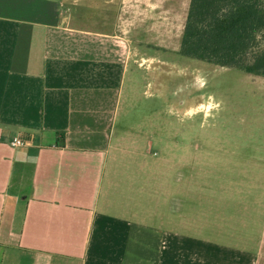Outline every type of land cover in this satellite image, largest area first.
Wrapping results in <instances>:
<instances>
[{
	"label": "crops",
	"instance_id": "1",
	"mask_svg": "<svg viewBox=\"0 0 264 264\" xmlns=\"http://www.w3.org/2000/svg\"><path fill=\"white\" fill-rule=\"evenodd\" d=\"M64 1L0 0V264H264V158L152 159L163 115L132 113L189 0Z\"/></svg>",
	"mask_w": 264,
	"mask_h": 264
},
{
	"label": "rangeland",
	"instance_id": "2",
	"mask_svg": "<svg viewBox=\"0 0 264 264\" xmlns=\"http://www.w3.org/2000/svg\"><path fill=\"white\" fill-rule=\"evenodd\" d=\"M75 2L64 1L73 10L83 8L89 0ZM258 41L257 50L264 51V35ZM162 55L164 63L152 71L143 70L138 93L133 98L130 96L132 113L143 105V116L153 117L155 110L163 115L164 121L157 133L159 139L150 138L153 141L150 157L166 155L163 147L196 142L198 146L242 148L249 152L248 156L253 151L258 152L254 155L264 158V77L179 54ZM195 104L196 108H192ZM174 131L182 135L179 143L178 138L176 142L167 136Z\"/></svg>",
	"mask_w": 264,
	"mask_h": 264
},
{
	"label": "trees",
	"instance_id": "3",
	"mask_svg": "<svg viewBox=\"0 0 264 264\" xmlns=\"http://www.w3.org/2000/svg\"><path fill=\"white\" fill-rule=\"evenodd\" d=\"M264 0H189L178 54L264 77Z\"/></svg>",
	"mask_w": 264,
	"mask_h": 264
},
{
	"label": "built area",
	"instance_id": "4",
	"mask_svg": "<svg viewBox=\"0 0 264 264\" xmlns=\"http://www.w3.org/2000/svg\"><path fill=\"white\" fill-rule=\"evenodd\" d=\"M24 145H25L24 142H22L16 138H13L10 141V146H12V147H23Z\"/></svg>",
	"mask_w": 264,
	"mask_h": 264
}]
</instances>
